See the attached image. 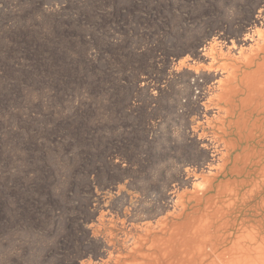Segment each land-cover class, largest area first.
Segmentation results:
<instances>
[{
	"label": "rangeland",
	"instance_id": "obj_1",
	"mask_svg": "<svg viewBox=\"0 0 264 264\" xmlns=\"http://www.w3.org/2000/svg\"><path fill=\"white\" fill-rule=\"evenodd\" d=\"M62 1L0 0V264H79L103 203L139 205L155 156L143 139L162 112L152 95L161 86L166 104L176 99L158 59L169 61L174 37H197L205 18L231 9L64 0L65 11H52ZM195 2L204 14L189 22ZM180 22L188 30L177 35Z\"/></svg>",
	"mask_w": 264,
	"mask_h": 264
},
{
	"label": "bare ground",
	"instance_id": "obj_2",
	"mask_svg": "<svg viewBox=\"0 0 264 264\" xmlns=\"http://www.w3.org/2000/svg\"><path fill=\"white\" fill-rule=\"evenodd\" d=\"M226 1L227 15L205 18L190 40L171 37L169 61L158 59L176 99L166 104L161 86L152 95L162 112L141 147L149 155L155 145L144 197L103 203L79 264H264V0ZM187 12L194 21L204 7Z\"/></svg>",
	"mask_w": 264,
	"mask_h": 264
}]
</instances>
